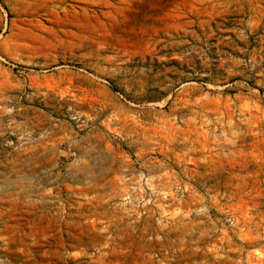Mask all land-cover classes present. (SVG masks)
Masks as SVG:
<instances>
[{
	"label": "rangeland",
	"instance_id": "374dc122",
	"mask_svg": "<svg viewBox=\"0 0 264 264\" xmlns=\"http://www.w3.org/2000/svg\"><path fill=\"white\" fill-rule=\"evenodd\" d=\"M0 264H264V0H0Z\"/></svg>",
	"mask_w": 264,
	"mask_h": 264
}]
</instances>
